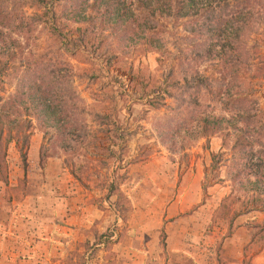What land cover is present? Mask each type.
I'll use <instances>...</instances> for the list:
<instances>
[{"label": "rangeland", "instance_id": "374dc122", "mask_svg": "<svg viewBox=\"0 0 264 264\" xmlns=\"http://www.w3.org/2000/svg\"><path fill=\"white\" fill-rule=\"evenodd\" d=\"M55 2L62 5L56 6L53 21ZM36 4V0H7L10 10L27 16L31 30L13 36L22 47L13 59L6 58L0 50V225L16 220L18 204L25 194H59L63 190L51 183L46 172L47 162L59 159L77 180L82 190L77 193L97 194V203H109L108 208L115 213L112 229L104 235L108 242H114L110 237L115 234L119 239L117 230L127 223V214L135 204L127 194H204L211 207L206 233L218 240L210 248L211 253L205 252L218 258L234 256L238 249L228 242L240 225H246L249 244L240 251L243 264H264V259L253 261L264 257V207H252L256 191L248 184L259 180V176L246 175L243 186L247 188L239 189L238 180H234L237 170L233 159H238L240 151L234 147L235 133L218 132L210 137L195 134L203 127L204 115L210 119L230 115L237 103L224 101V93L228 87L239 90V80L230 79L224 85L214 79L220 77L217 66L201 59L190 64L189 79L197 72L204 79L209 76L214 79L213 92L207 93L202 86L203 96L197 106L193 94L198 89L192 86V113L188 117L198 118L176 133L181 124L177 113L170 110L175 108L173 98L166 96L158 107L154 105L153 92L159 86L163 88L165 81L178 87L187 84L178 62L179 50L188 42L183 20L175 22L173 32L178 47L173 50L170 69V55L128 53L125 43L113 33L117 29L113 23V27L98 25L85 30L89 25L68 19L63 9L68 11L73 0H47L41 9ZM35 13L44 15L47 24L36 27L32 17ZM84 31L88 45L81 50L63 40L65 35L77 39ZM168 40L172 42L171 37ZM261 54L264 55V42ZM48 66H56L67 77H53L55 85L48 87L46 78L34 77L35 72L47 70ZM263 75L258 71L257 77L248 81L264 121ZM23 88H27V94H21ZM29 88H36L32 92L39 95L47 92L45 96L57 108L56 121L29 100ZM56 90L62 93L57 95ZM149 94L152 97H146ZM164 229L165 226L159 231V246L137 247L135 251L152 249L153 254L168 255L169 234Z\"/></svg>", "mask_w": 264, "mask_h": 264}, {"label": "trees", "instance_id": "16d2710c", "mask_svg": "<svg viewBox=\"0 0 264 264\" xmlns=\"http://www.w3.org/2000/svg\"><path fill=\"white\" fill-rule=\"evenodd\" d=\"M91 1L93 2L90 4ZM36 2L37 9H41L47 0H36ZM73 2L68 11L64 8L63 12L68 19L89 25L85 30L98 25L102 28L113 27V23L117 26L113 33L117 38L122 39L128 53L157 52L163 56L170 55L168 60L172 59L173 50L178 47L176 34L173 32L175 22L183 20V26L188 34L185 39L188 42L179 50L178 62L180 61L182 73L185 75L183 82L187 84L184 87L182 85L178 87L165 81L163 88L159 86L153 92L156 98L154 105L158 107L163 104L166 96L173 98L175 108L170 110L173 109L172 112L177 113L176 119L181 124L175 130L176 133H180L183 128L191 125L198 118V116L188 117L192 113L189 100L192 86L198 89L193 94V101L198 106L203 96L202 86L206 87L207 93H210L213 92L211 81L214 79L221 81L224 85L227 80H239V90L235 92L228 87L227 92L224 93V101L237 103L233 111L229 113L230 115L213 119L204 115L201 122L203 127L195 134L207 137L218 132H226L228 135L231 132L235 133L234 147L240 151L237 153L238 159L236 157L233 159L235 171L237 170L234 173V180H238L239 189L244 190L247 187L243 186V178L249 174L258 175L259 180L248 182L256 191L251 204L254 208L264 207L263 111L259 108V101L254 96V91L250 89L251 83L248 81L256 78L258 71L264 73V55L261 54L264 42V0H120V3L119 0H83L82 3L73 0ZM61 5V3L57 5L56 2L52 3L55 7L53 21L56 18V6ZM32 17L36 27L47 24L43 20L44 15L40 13H35ZM26 29L28 32L31 30L27 16L20 15L16 10H10L7 0H0V50L6 54V58L13 59L17 55V49L21 50L19 39L13 36L15 33H24ZM170 37L171 43L168 40ZM63 40L66 44L72 45L75 50H81L88 45L85 31L77 39L67 38L65 35ZM200 59L217 66L220 77L210 80L209 76H205L204 79L197 72V77L190 76L194 81L190 80L187 75L190 72V64ZM10 62L11 60L8 63ZM169 63H171L169 65L171 69L173 62L170 60ZM2 65L3 60L0 59V71ZM35 73V78L48 80V83L44 82L48 87L55 85L53 77L56 80L67 77L66 74L61 75L56 66H48L47 70L41 69ZM262 78L264 79V75ZM22 82L26 87L27 82L25 80ZM196 82L197 86L193 84ZM242 85H244L243 88ZM29 89V100L37 107H41V111H47V116L51 115L53 121H56L57 108L52 104L51 98L45 96L47 92L44 90L42 95H39L32 92L36 88ZM37 91H39L38 88ZM27 93V88H23L21 94ZM58 93L62 92L57 91V95ZM146 97L152 96L149 94ZM256 146L259 147L256 148ZM214 157L217 159L218 155ZM248 157L250 159L245 162L244 160ZM259 185H262V188Z\"/></svg>", "mask_w": 264, "mask_h": 264}, {"label": "crops", "instance_id": "0c3cea01", "mask_svg": "<svg viewBox=\"0 0 264 264\" xmlns=\"http://www.w3.org/2000/svg\"><path fill=\"white\" fill-rule=\"evenodd\" d=\"M46 172L63 192L25 194L16 220L0 225V264H243L241 252L249 244L246 225L228 242L238 249L234 256L205 252L211 253L218 240L206 233L211 207L204 194H127L135 204L117 230L119 239L115 234L110 237L114 242H108L104 235L116 220L109 203H97V194L77 193L82 192L77 180L59 159H50ZM163 226L169 234L168 255L135 251L159 246ZM258 259L264 257L253 261Z\"/></svg>", "mask_w": 264, "mask_h": 264}]
</instances>
